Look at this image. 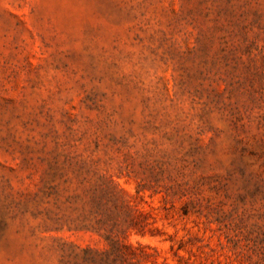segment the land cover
Listing matches in <instances>:
<instances>
[{
	"label": "rangeland",
	"instance_id": "obj_1",
	"mask_svg": "<svg viewBox=\"0 0 264 264\" xmlns=\"http://www.w3.org/2000/svg\"><path fill=\"white\" fill-rule=\"evenodd\" d=\"M0 264H264V0H0Z\"/></svg>",
	"mask_w": 264,
	"mask_h": 264
}]
</instances>
